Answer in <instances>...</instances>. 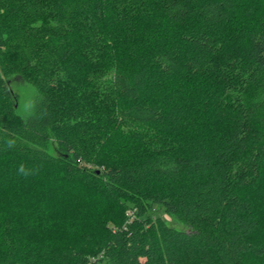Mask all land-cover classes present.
<instances>
[{"label":"trees","instance_id":"16d2710c","mask_svg":"<svg viewBox=\"0 0 264 264\" xmlns=\"http://www.w3.org/2000/svg\"><path fill=\"white\" fill-rule=\"evenodd\" d=\"M0 264H264V0H0Z\"/></svg>","mask_w":264,"mask_h":264},{"label":"rangeland","instance_id":"374dc122","mask_svg":"<svg viewBox=\"0 0 264 264\" xmlns=\"http://www.w3.org/2000/svg\"><path fill=\"white\" fill-rule=\"evenodd\" d=\"M11 86L13 90L20 96V112L22 114L28 112L30 110V107L32 106V91L18 78H13L11 80ZM164 219L170 227H173L179 231H189V228L187 226L178 222L177 220L170 219L166 216H164Z\"/></svg>","mask_w":264,"mask_h":264}]
</instances>
